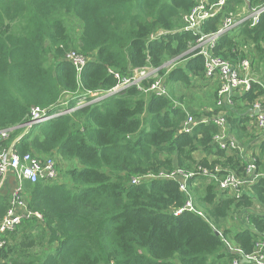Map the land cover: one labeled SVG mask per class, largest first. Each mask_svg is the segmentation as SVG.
<instances>
[{
	"label": "trees",
	"instance_id": "16d2710c",
	"mask_svg": "<svg viewBox=\"0 0 264 264\" xmlns=\"http://www.w3.org/2000/svg\"><path fill=\"white\" fill-rule=\"evenodd\" d=\"M260 2L229 0L197 31L184 18L196 0H0V130L61 97L67 109L78 107L33 126L15 145L21 153L55 156L59 177L26 183L28 206L43 219L25 218L8 233L0 264H233L253 253L264 241V176L239 197L221 191L219 181L231 172L247 177L240 147L258 139L247 125L254 105L264 102V86L253 82L231 95L232 104L218 105L219 81L208 80L204 57L189 51L229 12ZM71 51L91 60L81 72L67 60ZM214 53L234 66L244 59L260 66L264 15L222 34ZM146 67L158 69L166 95L152 90L155 79H145L107 96ZM200 88L208 101L195 103ZM88 92L107 97L79 107ZM221 112L241 142L236 148L215 139ZM191 117L195 124L184 131ZM21 132L16 128L0 146ZM258 148L254 161L264 172V140ZM175 168L195 173L186 190L158 177ZM200 169L212 175H197ZM9 199L8 190L0 194V221ZM188 199L193 209L175 214Z\"/></svg>",
	"mask_w": 264,
	"mask_h": 264
},
{
	"label": "built area",
	"instance_id": "2783aa9c",
	"mask_svg": "<svg viewBox=\"0 0 264 264\" xmlns=\"http://www.w3.org/2000/svg\"><path fill=\"white\" fill-rule=\"evenodd\" d=\"M227 1L229 0H217L216 4H212L210 0H196L197 5L190 14L184 17L185 21L188 23L187 28L200 31L204 21L215 16ZM260 1L258 5L254 7L246 6L238 13L229 12L223 21L222 27L218 31L211 34H202L190 49L191 52H197V54L204 57L205 75L207 79L219 81L218 105L225 102L229 105L232 104L231 95L236 91L250 90L253 82L263 84L251 74L252 66L249 59H244L237 66H234L229 61L217 57L214 53V48L217 46V42L222 34L246 21H253L255 24L260 22L261 17L264 15V0ZM165 33L166 32L161 31L157 35H163ZM67 60L75 64L79 72L91 61L88 57H84L73 51L67 54ZM154 74H158L157 68L150 67L137 71L134 77L123 79V82L109 91V94L122 91L132 84H140L141 81L148 79ZM151 88H154L158 95L167 94V90L165 86L161 84L160 80L156 81ZM95 93L96 92L84 93L83 96H81L79 107L83 106V104H87L86 99L93 98L92 96H94ZM60 104L62 103L58 102L56 105L49 108H41L39 106L33 107L29 120L17 127L14 126L0 130V141L5 142L9 140L16 128H20L22 132L17 139H15L18 142L33 126L71 113L78 108L67 109V102H64V107L59 109ZM253 110H259L254 114L256 130L258 132H264V102H257ZM226 114L227 112H221L215 121L221 127V132L215 136V139L222 148H236L238 142L234 138L229 136L226 137L225 135ZM192 123L195 124V119L191 117L184 131L192 129ZM14 141L9 145L0 146V194L5 193L7 190L10 193L8 209L0 221V251L6 243L5 237L8 233L15 231L25 218L35 217L43 219V216L39 212L32 211L28 206L25 190L26 183H36L40 180H56L59 177L57 159L55 156H40L32 152H18L16 147L13 146ZM256 170V162L249 161L247 166V177L241 178L233 172L228 173L219 181V189L221 191H229L236 197L243 195L245 190L249 188V176L254 174V178H259L263 175L262 173L256 172ZM197 175L211 176L212 174L207 169H200ZM194 176V172H188L182 168H175L168 173L162 172L158 175V177L177 180L180 183L181 190L187 189L186 181ZM146 177L155 176L148 175ZM141 181L139 178L133 179V183H140ZM191 209H193V202L188 199L185 206L175 210L174 213L178 215L185 210ZM229 247L235 251L238 249L231 247V245H229ZM245 256L249 260V263L264 264V241H258L253 253ZM233 264H242V260H235Z\"/></svg>",
	"mask_w": 264,
	"mask_h": 264
},
{
	"label": "crops",
	"instance_id": "0c3cea01",
	"mask_svg": "<svg viewBox=\"0 0 264 264\" xmlns=\"http://www.w3.org/2000/svg\"><path fill=\"white\" fill-rule=\"evenodd\" d=\"M251 74L255 78L259 79L264 84V60L261 62L260 66L257 65V66H254V68L252 67ZM254 114H255V112L252 111V114L250 115V117H252V118L249 121V124L247 125V127H248V129H249L250 132L251 131L252 132L254 131L253 133L251 132V134H254L255 136H258V139L253 144H245L246 146L241 145V147H240V149L242 150L244 156L247 158L248 162L249 161L252 162L254 160H257V157L256 156H258L259 155V152H261L260 149L258 148V146H259L260 142L262 140H264V132H260V131L257 132L255 129L254 130H251L252 129V125H253V123L255 121ZM225 131H226V134H225L226 137L229 136L231 138H234L237 141V138H236L235 133H233L232 130H230V127H229V125H227V123H226ZM243 138H244V141L248 142L247 136H244ZM240 143L241 142H238V145ZM261 164H262V166H260V168H261V170H263L264 169V167H263V164H264V156H262V154H261ZM256 172H257V170H256ZM258 173H262L264 175V172L263 171H260ZM259 178H254V174L252 176H249L250 183H249L248 186H250L252 183L256 182V180H258ZM231 244H232L231 247L237 248L233 243H231ZM248 264H252V263H248Z\"/></svg>",
	"mask_w": 264,
	"mask_h": 264
},
{
	"label": "rangeland",
	"instance_id": "374dc122",
	"mask_svg": "<svg viewBox=\"0 0 264 264\" xmlns=\"http://www.w3.org/2000/svg\"><path fill=\"white\" fill-rule=\"evenodd\" d=\"M80 29H81V27H80ZM174 63V62H173ZM172 62L171 63H169V64H167L166 65V67H171V65L173 64ZM146 68H150V67H146ZM137 74V71L134 73V75H136ZM148 79H155V82L156 81H159L160 80V82H161V84L162 85H164L165 86V88H166V90H168V86H167V84H166V82H165V79L163 78H160L159 77V75L158 74H154V75H152V76H150ZM201 83V82H200ZM152 90L153 91H155V89L154 88H152ZM149 91V90H148ZM197 92V93H196ZM92 96V95H91ZM104 95H102V93L101 92H96L95 94H94V96H92L93 98H95V100L96 99H101V97H103ZM195 103H200V102H207L208 101V97H207V88H204L203 90L200 88V89H198V90H196L195 91ZM67 97H61L60 99H59V103H62V104H60V108L59 109H61V108H63L64 107V102H67ZM86 101H87V99H86ZM85 101V102H86ZM84 105V104H83ZM256 130V125H255V121H254V123H253V125H252V129L251 130ZM257 131V130H256ZM252 132V131H251ZM258 132V131H257ZM253 133V132H252ZM66 163V162H65ZM65 165H70V163L69 162H67V164H65ZM63 169H65L64 167H63ZM228 245H232L231 244V242H229L228 243Z\"/></svg>",
	"mask_w": 264,
	"mask_h": 264
},
{
	"label": "water",
	"instance_id": "95a60500",
	"mask_svg": "<svg viewBox=\"0 0 264 264\" xmlns=\"http://www.w3.org/2000/svg\"><path fill=\"white\" fill-rule=\"evenodd\" d=\"M189 52H191V51H189ZM115 93H117V92H115ZM110 94H111V93H110ZM110 94H107V96L110 95ZM107 96L102 97V99L106 98ZM253 111H254V112H257V111H259V110H253ZM16 143H17V140L14 141L13 146H15ZM241 256H242V263H249V260L247 259V257H246L244 254H241Z\"/></svg>",
	"mask_w": 264,
	"mask_h": 264
},
{
	"label": "clouds",
	"instance_id": "9594fccd",
	"mask_svg": "<svg viewBox=\"0 0 264 264\" xmlns=\"http://www.w3.org/2000/svg\"><path fill=\"white\" fill-rule=\"evenodd\" d=\"M48 122V121H47Z\"/></svg>",
	"mask_w": 264,
	"mask_h": 264
}]
</instances>
